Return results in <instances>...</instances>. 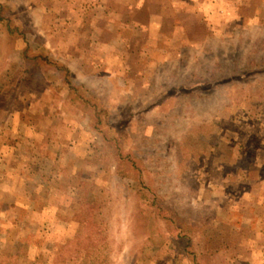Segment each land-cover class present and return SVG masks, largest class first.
Listing matches in <instances>:
<instances>
[{"label":"rangeland","instance_id":"rangeland-1","mask_svg":"<svg viewBox=\"0 0 264 264\" xmlns=\"http://www.w3.org/2000/svg\"><path fill=\"white\" fill-rule=\"evenodd\" d=\"M259 251L264 0H0V264Z\"/></svg>","mask_w":264,"mask_h":264},{"label":"trees","instance_id":"trees-1","mask_svg":"<svg viewBox=\"0 0 264 264\" xmlns=\"http://www.w3.org/2000/svg\"><path fill=\"white\" fill-rule=\"evenodd\" d=\"M36 58V56L34 57ZM69 86L71 87L72 91L74 92V94H71L73 95L74 97V103L78 104L79 102H85V104H90L92 107L96 108V110L100 107L99 103H96V102H93L92 101V98H90L89 96L87 95H83L81 92H80V88L76 87L75 85L69 83ZM103 108V107H102Z\"/></svg>","mask_w":264,"mask_h":264},{"label":"crops","instance_id":"crops-1","mask_svg":"<svg viewBox=\"0 0 264 264\" xmlns=\"http://www.w3.org/2000/svg\"><path fill=\"white\" fill-rule=\"evenodd\" d=\"M252 257V260L256 263V264H264V252L259 251V252H251L250 254H248ZM252 261V262H253ZM250 264H253V263Z\"/></svg>","mask_w":264,"mask_h":264}]
</instances>
